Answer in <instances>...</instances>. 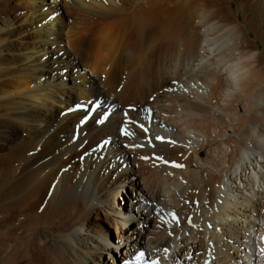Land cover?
<instances>
[{
    "label": "bare ground",
    "instance_id": "bare-ground-1",
    "mask_svg": "<svg viewBox=\"0 0 264 264\" xmlns=\"http://www.w3.org/2000/svg\"><path fill=\"white\" fill-rule=\"evenodd\" d=\"M256 2L0 0V264H264Z\"/></svg>",
    "mask_w": 264,
    "mask_h": 264
},
{
    "label": "rangeland",
    "instance_id": "rangeland-1",
    "mask_svg": "<svg viewBox=\"0 0 264 264\" xmlns=\"http://www.w3.org/2000/svg\"><path fill=\"white\" fill-rule=\"evenodd\" d=\"M251 4H253V3H251ZM249 5V6H246L244 9V13H246L245 14V17H246V21H247V23L249 22V25H250V21H251V25L250 26H252V27H256L255 29H257L258 31H259V35L261 36V38L263 39H260V42L258 41V46H259V48H258V50L261 52V53H263V55H264V11H263V7L260 5V4H257V2H256V5L258 6V8H255V7H253V6H256L255 5V3L253 4V6L252 5ZM234 6H233V8L236 10L237 8H239L238 7V5H237V3H235L234 2V4H233ZM260 5V6H259ZM256 6V7H257ZM247 7H249V8H247ZM255 8V9H254ZM262 9V11H261V9ZM248 9V10H247ZM251 11H250V10ZM257 9V10H256ZM255 10V11H254ZM259 10V11H258ZM246 11H248V12H246ZM251 12V13H250ZM253 12V13H252ZM256 12V13H255ZM259 12V14H257ZM260 12H261V14H260ZM263 12V13H262ZM251 14H252V16H251ZM257 17H256V16ZM253 18V19H252ZM247 19H249V21L247 20ZM254 20H255V23H254ZM242 24H244L243 22H241ZM253 24V25H252ZM254 24L256 25V26H254ZM246 25V24H245ZM258 27V28H257ZM250 38L251 39H254V37H253V35H251L250 36ZM263 42H262V41ZM262 45H261V44ZM264 58V57H263ZM264 60V59H263ZM250 149L251 150H249V153H248V157H250V158H245L244 160H243V162H242V165H244L245 166V164L248 166V164L251 162V159H253L254 158V156H256V158H257V162H256V160H255V158H254V161L251 163L252 165H254L255 164V166H256V168L255 169H251V165H249L250 167H249V172H250V177L251 176H253V178L251 177L250 179L252 180V184H253V186H257L260 182H261V185H262V183H264V181H262L261 180V178L259 177L260 175H262V173H264V167H262V168H260L261 167V165H260V160L262 161V157H260V156H257V153L259 152L258 150H256V149H254V147L252 146H250ZM258 163V164H256V163ZM254 163V164H253ZM260 165V166H259ZM260 169H258V168ZM251 169V170H250ZM257 169V170H256ZM259 170V171H258ZM252 172V173H251ZM235 173V172H234ZM252 174H254V175H252ZM257 175V176H256ZM259 177V178H258ZM263 177H264V175H263ZM262 177V178H263ZM235 180V179H234ZM257 180V181H256ZM259 180H260V182H259ZM236 181V183L234 182H232V181H230V180H228V179H226V185H223L222 187H221V191H222V193H224V191L227 189V186L230 188L231 186H235V184H239L240 185V187L242 186V184H241V182H239V180H235ZM256 181V182H255ZM255 182V183H254ZM256 186H255V189H256ZM249 187V186H248ZM258 187V186H257ZM250 189V188H249ZM261 190H263V189H261ZM244 191V194H247V195H250L252 192H250V191H246V190H243ZM230 192L229 191H226V194H229ZM228 197V196H227ZM229 199H234L233 198V196H229ZM239 201L238 202H241L242 201V198L241 199H238ZM242 203H244L245 204V201H242ZM253 218V217H252ZM220 219H221V217H220ZM219 220V219H218Z\"/></svg>",
    "mask_w": 264,
    "mask_h": 264
},
{
    "label": "snow or ice",
    "instance_id": "snow-or-ice-1",
    "mask_svg": "<svg viewBox=\"0 0 264 264\" xmlns=\"http://www.w3.org/2000/svg\"><path fill=\"white\" fill-rule=\"evenodd\" d=\"M82 123H83V121H82ZM141 127H143V126H141ZM125 134L127 135L128 133H125ZM157 139H161V138L157 137ZM105 143H107V141H105ZM174 166L180 167L181 165H174ZM261 239L264 240V237H261ZM165 251H167V250H165ZM261 251L264 252V249H261ZM143 255H144L143 252L138 253L136 259L139 260L141 257H143ZM125 264H128V262H125ZM153 264H157V262L153 261Z\"/></svg>",
    "mask_w": 264,
    "mask_h": 264
}]
</instances>
